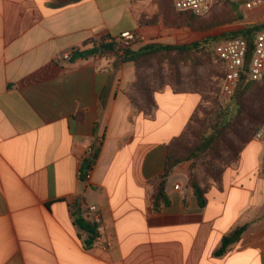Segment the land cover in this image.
Returning <instances> with one entry per match:
<instances>
[{
    "label": "crops",
    "instance_id": "obj_1",
    "mask_svg": "<svg viewBox=\"0 0 264 264\" xmlns=\"http://www.w3.org/2000/svg\"><path fill=\"white\" fill-rule=\"evenodd\" d=\"M59 1L0 0V264H264V142L242 148L202 205L186 187L189 164L178 165L167 178L168 204L154 208L167 145L201 96L166 85L153 92L148 117L127 94L132 62L114 48L117 57L73 56L124 31L136 33L132 50L190 44L208 31L179 24L162 0L53 6ZM93 144L99 151L85 181ZM89 205L103 223L87 248L74 218Z\"/></svg>",
    "mask_w": 264,
    "mask_h": 264
},
{
    "label": "trees",
    "instance_id": "obj_2",
    "mask_svg": "<svg viewBox=\"0 0 264 264\" xmlns=\"http://www.w3.org/2000/svg\"><path fill=\"white\" fill-rule=\"evenodd\" d=\"M80 0H61L53 6L61 7L68 4L78 2ZM227 4L232 7L236 12L239 8L238 3L230 2L228 0H215L211 10L222 4ZM161 6L164 10H171L175 13V17L179 24L187 25L194 31H208L209 23L202 22L198 18L204 17L211 12V10L204 16H197L191 12L178 11L173 7L172 0H162ZM240 16V14H238ZM264 31V21L259 24H252L245 26L234 32H226L218 37L203 38L200 41H195L190 44L180 45H163V44H147L137 50L127 49L122 56H119L122 62H132L135 67V81L127 89V94L130 98L131 105L135 111H143L144 115L150 117L153 115L155 104L152 98V94L155 91L161 90L164 86L168 85L175 92H194L198 93L192 86L182 84L181 66L183 64L198 65L203 58L209 57V52H212L218 63L222 68V76L220 80L219 91L221 88L222 80L225 76V64L216 55L215 46L219 43L234 39L241 38L246 42L247 50L244 58V72L240 75L237 86L234 90L233 96L226 108L217 107L214 113V120L212 121L209 132L204 134L198 143L186 152L184 156L177 154L178 150H185L184 145L181 144L182 140L188 133V127L194 119V114L187 126L179 137L171 141L167 145V156L165 171L161 177L157 179L155 184V192L153 195V207L157 208L160 203L164 205L168 204L167 197L165 195V187L169 174L175 167L182 163L189 164V176L187 179L186 187L190 188L197 202L202 205L204 202V193L209 188V183H202L205 177L212 180V183H219L221 174L226 167L235 166L237 164L239 153L242 148L252 140L257 130L263 125L264 120L260 123L255 132L251 129L244 132V135H240L237 132V126L243 119L245 114L249 111L244 106V100L249 90L256 85H259L264 78L257 81H250L246 75L250 61L254 52V41L256 35ZM105 46H99L96 48L93 46L88 51H81L74 53L73 56L86 57L89 55L101 54H114L117 57V52L114 50L103 49ZM218 103V101H217ZM199 107V106H198ZM259 121L258 118H249V125ZM228 132L234 134L237 142H230L226 138ZM91 148L93 151V157L90 161V165L87 169L91 168L97 157L99 146L93 144ZM200 161L202 170L197 167L196 162ZM84 170L81 171L83 174ZM201 172L202 178L200 179L197 174ZM81 180L83 176L81 175ZM74 223L87 234V240L85 241V247H90L95 242L98 232L95 224L80 216L74 218ZM245 230V227L234 230L231 234L222 239L220 248L216 254H223L227 247L233 242L237 241L241 233Z\"/></svg>",
    "mask_w": 264,
    "mask_h": 264
},
{
    "label": "rangeland",
    "instance_id": "obj_3",
    "mask_svg": "<svg viewBox=\"0 0 264 264\" xmlns=\"http://www.w3.org/2000/svg\"><path fill=\"white\" fill-rule=\"evenodd\" d=\"M198 19L209 23L210 27L205 35L214 38L226 32H234L245 26L263 22L264 11H242L238 8L235 12L230 5L223 3L222 5L215 6L209 14ZM221 76L222 68L212 52H209V57L203 58L198 65L191 66L188 63L181 66L182 84H186L187 86L192 84L193 88L198 92L197 94L201 96V101L195 111L194 119L188 127V133L181 142L185 150H178L177 154L179 156H184L188 150L198 143L204 134L209 132V127L214 120L213 116L217 107L219 105L223 108L229 106L231 99L226 104H221L219 100ZM244 106L249 113L243 116V119L237 126V132L240 135H244V132L249 129H251V132L252 130L255 132L264 120V81H261L259 85L253 86L249 90L244 100ZM254 117L258 118L259 121L250 126L248 123L249 118ZM226 138L230 142H237L236 137L231 132H228ZM196 164L202 170L200 161H197ZM197 176L203 179L201 172ZM200 182L213 184V181L207 177Z\"/></svg>",
    "mask_w": 264,
    "mask_h": 264
},
{
    "label": "built area",
    "instance_id": "obj_4",
    "mask_svg": "<svg viewBox=\"0 0 264 264\" xmlns=\"http://www.w3.org/2000/svg\"><path fill=\"white\" fill-rule=\"evenodd\" d=\"M215 0H172L173 7L178 11L191 12L197 16L206 15ZM238 3L242 11L262 10L264 11V0H228ZM136 41V33L133 31L121 32L117 37H106L101 40L100 46H113L119 55H123L124 51L131 49ZM247 50L246 42L241 38H234L223 41L215 46L216 55L225 64V76L221 83L219 100L221 104H226L233 96L234 90L239 81L240 75L244 72V58ZM69 59V55L64 56ZM248 80L257 81L264 78V31L259 32L254 41V52L250 61L249 69L246 73ZM253 139L264 142V123L257 130ZM93 149L88 150L87 160L93 157ZM92 167L84 170V180L90 179ZM178 188V185L174 186ZM84 219L95 224L97 228L103 223L99 209L94 205L86 207ZM100 241L98 236L95 240ZM103 245L110 246V241L103 242Z\"/></svg>",
    "mask_w": 264,
    "mask_h": 264
},
{
    "label": "water",
    "instance_id": "obj_5",
    "mask_svg": "<svg viewBox=\"0 0 264 264\" xmlns=\"http://www.w3.org/2000/svg\"><path fill=\"white\" fill-rule=\"evenodd\" d=\"M104 49L113 50V46L109 45V46L104 47ZM89 165H90V161H84L82 167L83 169H86Z\"/></svg>",
    "mask_w": 264,
    "mask_h": 264
}]
</instances>
